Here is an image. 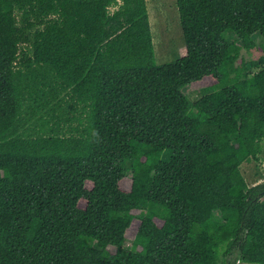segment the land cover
<instances>
[{
    "label": "trees",
    "instance_id": "obj_1",
    "mask_svg": "<svg viewBox=\"0 0 264 264\" xmlns=\"http://www.w3.org/2000/svg\"><path fill=\"white\" fill-rule=\"evenodd\" d=\"M175 2L0 0V264H264V0Z\"/></svg>",
    "mask_w": 264,
    "mask_h": 264
},
{
    "label": "rangeland",
    "instance_id": "obj_2",
    "mask_svg": "<svg viewBox=\"0 0 264 264\" xmlns=\"http://www.w3.org/2000/svg\"><path fill=\"white\" fill-rule=\"evenodd\" d=\"M149 25L153 42L154 56L157 63H164L178 58L183 54L184 38L181 30L178 8L175 0H146ZM263 42L257 39V46L251 51H242L245 58L258 57L262 53ZM210 77L190 84L184 92L190 99H196L208 91ZM258 160L244 162L240 169L248 185H254L264 180V138ZM132 230L128 231L130 235ZM236 264H255L236 262Z\"/></svg>",
    "mask_w": 264,
    "mask_h": 264
}]
</instances>
